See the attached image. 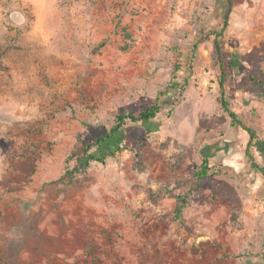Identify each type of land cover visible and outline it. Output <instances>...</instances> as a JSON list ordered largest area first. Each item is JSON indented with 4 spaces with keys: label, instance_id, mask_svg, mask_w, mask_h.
Instances as JSON below:
<instances>
[{
    "label": "rangeland",
    "instance_id": "rangeland-1",
    "mask_svg": "<svg viewBox=\"0 0 264 264\" xmlns=\"http://www.w3.org/2000/svg\"><path fill=\"white\" fill-rule=\"evenodd\" d=\"M226 7L0 0V264H264V177L219 87L264 167V0H233L219 61ZM95 151L105 164L82 168Z\"/></svg>",
    "mask_w": 264,
    "mask_h": 264
},
{
    "label": "trees",
    "instance_id": "trees-1",
    "mask_svg": "<svg viewBox=\"0 0 264 264\" xmlns=\"http://www.w3.org/2000/svg\"><path fill=\"white\" fill-rule=\"evenodd\" d=\"M233 9V0H227V7L223 14V27L222 30L219 31H212L210 32V35L215 37L214 45L217 52L218 60L221 61L222 59V48L220 44V39L223 37V34L230 23V16ZM206 38H202L198 43L194 45V51L197 50L199 44L203 43ZM5 56V52L0 49V70L6 71L7 68L3 64V57ZM219 87H220V95H221V104L225 110V112L230 116L232 119V124L234 127L241 126L243 127L244 131L248 133L250 136V141L248 143V147L246 150V155L252 165V168L261 173V175L264 177V167H261L257 162L254 161V156L250 152V149L252 146H254L255 141L259 140V136L257 132L247 126L246 124H243L238 116L230 109L229 102L227 101L226 94H225V79L222 76H220L219 80ZM163 109L162 105H154L146 110H143L139 112L137 115L126 112L122 116H119L117 118L116 125L106 134L99 136L96 138L95 144L98 148V151L103 150L106 146L112 145L120 136L124 135L125 129L128 125L131 123H138V122H150L154 120ZM116 152L123 153L128 150V148L124 146H118L116 148ZM95 151L92 154H87V157L80 160V163L82 165V168H88L90 166V163L92 161H95L97 163L105 164L106 159L105 156L102 155L100 152ZM212 171V168L208 166V160L204 159L202 166L199 168L198 172L196 173V176L199 180H201L203 177H206L209 175V173ZM188 201L187 197L180 196L178 197V205L175 211V219L181 220L182 213L184 208L186 207Z\"/></svg>",
    "mask_w": 264,
    "mask_h": 264
}]
</instances>
